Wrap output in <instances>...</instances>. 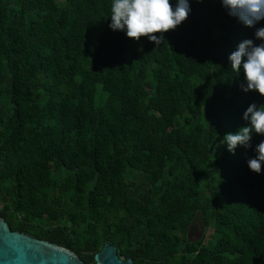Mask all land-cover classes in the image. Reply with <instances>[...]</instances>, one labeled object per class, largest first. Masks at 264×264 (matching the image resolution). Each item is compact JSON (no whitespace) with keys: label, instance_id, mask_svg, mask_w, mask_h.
<instances>
[{"label":"trees","instance_id":"trees-1","mask_svg":"<svg viewBox=\"0 0 264 264\" xmlns=\"http://www.w3.org/2000/svg\"><path fill=\"white\" fill-rule=\"evenodd\" d=\"M188 2L156 45L110 29L111 0H0L10 230L86 264L106 243L133 264H264V164L247 166L264 136L235 154L221 143L264 105L228 60L243 40L264 42V19L246 27L220 0Z\"/></svg>","mask_w":264,"mask_h":264},{"label":"clouds","instance_id":"clouds-1","mask_svg":"<svg viewBox=\"0 0 264 264\" xmlns=\"http://www.w3.org/2000/svg\"><path fill=\"white\" fill-rule=\"evenodd\" d=\"M220 3L229 16L237 18L246 27H254L264 19V0H220ZM190 11L188 0H176L175 8L170 0H111L109 28L124 31L133 40L147 37L150 42L159 45L164 41L163 33L174 30L187 19ZM156 33L161 35L158 37ZM254 35L264 41V27L256 29ZM228 60L233 72L244 73L242 90H255L264 96V42L254 45L253 40L245 39L228 56ZM242 119L247 126L240 127L235 133H226L221 141L232 154L238 146L245 149L252 147L253 133L264 136V105L250 104ZM254 152L256 155L247 160V166L259 174L264 164V140L255 146Z\"/></svg>","mask_w":264,"mask_h":264},{"label":"water","instance_id":"water-1","mask_svg":"<svg viewBox=\"0 0 264 264\" xmlns=\"http://www.w3.org/2000/svg\"><path fill=\"white\" fill-rule=\"evenodd\" d=\"M95 264H133L118 257L106 243L94 256ZM0 264H86L75 253L28 234L10 230L0 218Z\"/></svg>","mask_w":264,"mask_h":264},{"label":"rangeland","instance_id":"rangeland-1","mask_svg":"<svg viewBox=\"0 0 264 264\" xmlns=\"http://www.w3.org/2000/svg\"><path fill=\"white\" fill-rule=\"evenodd\" d=\"M203 235V230L199 223L194 224V226L189 231V240L196 241Z\"/></svg>","mask_w":264,"mask_h":264}]
</instances>
